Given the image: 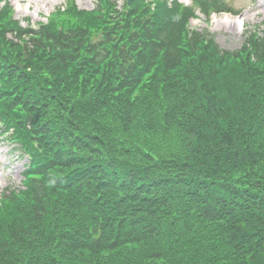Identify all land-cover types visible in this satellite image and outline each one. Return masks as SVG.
I'll return each mask as SVG.
<instances>
[{
    "label": "trees",
    "instance_id": "obj_1",
    "mask_svg": "<svg viewBox=\"0 0 264 264\" xmlns=\"http://www.w3.org/2000/svg\"><path fill=\"white\" fill-rule=\"evenodd\" d=\"M65 12L0 8V133L29 159L0 264H264V30L225 49L176 0Z\"/></svg>",
    "mask_w": 264,
    "mask_h": 264
},
{
    "label": "rangeland",
    "instance_id": "obj_2",
    "mask_svg": "<svg viewBox=\"0 0 264 264\" xmlns=\"http://www.w3.org/2000/svg\"><path fill=\"white\" fill-rule=\"evenodd\" d=\"M7 1L14 9L15 18L23 24L28 18L31 23L54 20L56 24L60 19H75L64 10L66 7L76 5L80 9H92L95 0H0V6ZM118 4L121 0H117ZM195 2V1H194ZM215 9H212V8ZM214 12L206 22L198 5V18L191 22L193 28H208L215 33V39L222 48L236 49L242 44L243 35L247 28L259 27L264 29V0H210L209 10ZM37 10V12H36ZM60 10V13H55ZM229 10L235 12H223ZM223 12V13H222ZM70 16V17H69ZM215 17L216 20H213ZM243 17V23L237 27L233 23L226 22L224 18L236 19ZM14 144L0 135V192L6 187H21L23 171L27 166L28 159L13 149Z\"/></svg>",
    "mask_w": 264,
    "mask_h": 264
},
{
    "label": "bare ground",
    "instance_id": "obj_3",
    "mask_svg": "<svg viewBox=\"0 0 264 264\" xmlns=\"http://www.w3.org/2000/svg\"><path fill=\"white\" fill-rule=\"evenodd\" d=\"M36 12H37V10H36ZM216 20V19H215ZM224 20L226 21V22H229V23H233L234 25H236L237 27H240L241 25H242V23H243V17L242 18H240V17H238V18H236V19H230V18H224Z\"/></svg>",
    "mask_w": 264,
    "mask_h": 264
}]
</instances>
